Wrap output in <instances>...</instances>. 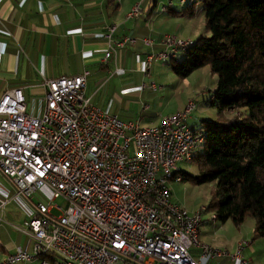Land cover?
Returning <instances> with one entry per match:
<instances>
[{
	"label": "built area",
	"instance_id": "built-area-1",
	"mask_svg": "<svg viewBox=\"0 0 264 264\" xmlns=\"http://www.w3.org/2000/svg\"><path fill=\"white\" fill-rule=\"evenodd\" d=\"M194 3L178 1L180 8ZM140 9L134 6L127 18H136ZM174 9L169 0L159 5L158 13ZM107 30L112 44L102 63L138 41L150 49L159 47L146 55L144 72L192 46L189 39L169 34L158 42L136 36L112 42L115 26ZM89 76L84 70L44 79L43 106L37 111L19 88L0 97V173L14 189L10 199L0 200V208L11 202L22 207L26 218L21 227L12 228L32 241V252L17 250L0 264H203L217 258L247 264L242 240L232 253L199 241L206 206L189 212L169 185L181 182L174 175L177 163L190 162L205 143L203 130L188 127L194 102L159 116L157 124L124 121L92 104L86 96ZM56 199L65 205H54ZM211 220L216 221L215 214Z\"/></svg>",
	"mask_w": 264,
	"mask_h": 264
},
{
	"label": "crops",
	"instance_id": "crops-1",
	"mask_svg": "<svg viewBox=\"0 0 264 264\" xmlns=\"http://www.w3.org/2000/svg\"><path fill=\"white\" fill-rule=\"evenodd\" d=\"M139 3L140 0H75L70 4L64 0H0V97L19 88L27 104L37 111L43 106L44 79L74 76L88 70L87 84L90 88L86 90V96L91 97L93 105L104 110L94 104L93 99L97 93H111L115 103L121 104V107L113 110V99H110L105 110L111 106L109 113L127 121L129 106L138 101L141 108L138 118L144 122L141 123L157 124L159 117L147 112L149 105L145 104L146 97L140 84L132 80L121 81V85H115L110 90L106 82L115 68L118 71L113 76L126 78L129 61L137 64L135 71L142 74V78H146L152 68L161 64L168 66L167 62H154L144 72L146 55L157 52L159 47L150 49L138 41L135 46L116 51V55L112 53L106 63L101 62L112 44L107 39L108 26H115L112 42L125 36L154 40L170 33L167 32L170 13H158V7L164 0H142L139 16L128 19L130 10ZM184 35L182 31L180 37L194 43L201 34L194 32V38ZM145 105L147 110H143ZM13 195L12 185L0 173V200L10 199ZM212 215L214 213L210 211L202 215L199 241L232 253L237 250L241 238L246 239L248 243L241 250L242 258L247 264H261L255 258L257 250L253 247V239L250 240L254 235V222L246 223L244 238L240 230L233 228L230 220L221 222L216 219L213 222ZM25 218V211L17 203L11 202L0 208V262L17 250L32 252L31 239L12 228L21 227ZM192 254L198 259L199 251L194 249ZM201 262L239 264L227 258Z\"/></svg>",
	"mask_w": 264,
	"mask_h": 264
},
{
	"label": "trees",
	"instance_id": "trees-1",
	"mask_svg": "<svg viewBox=\"0 0 264 264\" xmlns=\"http://www.w3.org/2000/svg\"><path fill=\"white\" fill-rule=\"evenodd\" d=\"M203 3L204 34L167 63L180 78L203 67L217 76L209 103L219 117L201 128L205 143L191 158L197 175H174L195 185L212 183L207 211L235 226L252 217L254 237L264 238V0ZM182 9L167 12L194 13V5ZM226 112L235 114L226 118Z\"/></svg>",
	"mask_w": 264,
	"mask_h": 264
},
{
	"label": "rangeland",
	"instance_id": "rangeland-1",
	"mask_svg": "<svg viewBox=\"0 0 264 264\" xmlns=\"http://www.w3.org/2000/svg\"><path fill=\"white\" fill-rule=\"evenodd\" d=\"M169 0H164L165 4ZM175 5L176 11H180L182 8L179 7V0H172ZM194 13L187 14L185 16H175L170 14V20L167 23L168 31L166 33L169 35H174L178 38H181L182 31L185 32V37L194 38V32H200L202 35L204 33V17H203V0H194ZM142 0H140V8ZM183 10V9H182ZM141 12V9H140ZM139 16V15H138ZM137 16V17H138ZM165 34V35H166ZM164 35L160 38H153L154 42H158L162 39ZM187 40L186 38H182ZM136 63L129 61L128 68L129 71L125 72V77L118 76H108V81L106 82L107 87L110 90L113 86L121 85V81L132 80L135 84L141 85V92L145 93V104L149 105L147 112L155 113L156 117L159 116H169L179 110H182L190 101L194 102L195 108L191 113L190 118L188 119V127L190 129H201L204 125V121L217 120L219 117L215 107L210 105L208 102L209 98L213 96L214 88L216 86L217 76L212 74L208 67L200 68L194 71L187 78H180L176 76L169 66L161 64L157 68H152L151 72L148 73L146 78H142V74L137 73ZM156 67V66H154ZM105 84V85H106ZM154 84L156 89L153 91L151 85ZM90 86L87 89L89 91ZM113 99L111 93H97L94 97L93 102L99 107H103L104 110L107 108L109 100ZM209 103V104H208ZM121 107V104L115 103L114 99L112 100V109ZM111 106L108 108L110 112ZM141 110L139 102H132V105L129 106L127 112V120H136L138 118V112ZM235 113L226 112L224 115L227 118L234 115ZM143 122V120H141ZM144 123V122H143ZM202 152V148L198 149L194 154L197 155ZM176 168L178 171L186 172L190 175H197L198 170L194 161L186 162L182 161L177 163ZM169 185L172 189L174 199L181 205L185 207L189 212L197 211L201 206H206L211 200V194L213 191L212 183H204L201 185H195L190 181L185 182H169ZM15 203V202H12ZM54 205L63 206L64 202L60 199L53 201ZM53 214L58 216L59 211L53 210ZM254 222L252 217H247L242 225L244 226H235L232 224L233 228L246 238V223ZM231 223V222H230ZM253 239V247L257 250V258L261 264H264V238H255L250 237V240ZM242 241L248 243L246 239L241 238ZM246 247V245H245ZM244 247V248H245ZM3 260V259H2ZM20 264H38L37 260H34L29 263H20Z\"/></svg>",
	"mask_w": 264,
	"mask_h": 264
}]
</instances>
